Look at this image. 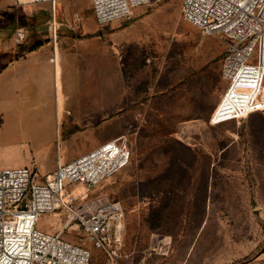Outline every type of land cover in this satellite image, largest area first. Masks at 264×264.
Listing matches in <instances>:
<instances>
[{
  "label": "rangeland",
  "instance_id": "obj_1",
  "mask_svg": "<svg viewBox=\"0 0 264 264\" xmlns=\"http://www.w3.org/2000/svg\"><path fill=\"white\" fill-rule=\"evenodd\" d=\"M30 5L0 0L2 62L11 47L18 59L42 44L27 36L17 41ZM182 5H142L103 27L91 8L68 32L57 27L56 41L50 26L58 56L62 44L67 52L69 80L80 70L76 78L86 84L71 95L64 115L57 108L58 122L52 97L54 121L39 131L23 134L20 124L4 123V111H18L20 103L0 90V168L29 167L34 181L43 182L59 159H72L73 143L90 135L124 137L129 144L132 158L120 173L93 190L80 184L66 190L75 204L103 195L124 208L125 233L114 257L93 248L76 227L62 235L84 239L91 264H264V89L246 109L223 101L228 40L184 20ZM87 89L91 100L107 101L100 123L73 122V105ZM235 112L242 116L230 120ZM212 116L222 123L211 124ZM56 218L45 215L40 227L58 233Z\"/></svg>",
  "mask_w": 264,
  "mask_h": 264
},
{
  "label": "built area",
  "instance_id": "obj_2",
  "mask_svg": "<svg viewBox=\"0 0 264 264\" xmlns=\"http://www.w3.org/2000/svg\"><path fill=\"white\" fill-rule=\"evenodd\" d=\"M21 4L57 0H17ZM98 25L132 16L134 9L162 0H91ZM184 20L208 35H222L228 45L222 76L228 86L225 97L250 107L264 89V0H183ZM58 24L52 19L56 41ZM25 38L17 32V41ZM56 60V56L52 61ZM242 115L235 112L230 120ZM211 124L221 119L211 117ZM132 151L124 137L106 141L70 161H58L53 173L35 182L29 167L0 168V264H91L92 252L81 242L62 235L75 227L93 248L116 256L125 233V211L121 202L94 195L80 203L67 198L66 190L80 184L96 189L103 181L124 170ZM54 213L58 233L40 228L45 215Z\"/></svg>",
  "mask_w": 264,
  "mask_h": 264
},
{
  "label": "crops",
  "instance_id": "obj_3",
  "mask_svg": "<svg viewBox=\"0 0 264 264\" xmlns=\"http://www.w3.org/2000/svg\"><path fill=\"white\" fill-rule=\"evenodd\" d=\"M86 1L57 0L54 9L48 2L30 3V13L27 15L29 23L26 28L20 30L24 31L29 42L32 40L40 41L41 46L26 51L18 59H16L12 47L3 53V62L0 60V69L3 70V85L0 84V90L3 88L5 92L12 93L20 103L18 111H4V123L20 124L21 127L18 129L20 133L29 134L33 130L39 131L40 125L53 123L55 114L53 113L52 97H54L56 111L58 108L61 110V116L64 115L65 111L68 110L67 105L72 98L71 95L77 92L79 86L86 84L84 77L76 78L78 75L84 74L80 70L72 72L74 80L71 83L65 68L67 52L61 43L58 56V48L52 42L50 31L53 17L61 32H68L73 29L78 18L88 13L91 8L93 10L91 4L86 5ZM66 40L68 39L66 38ZM54 56H56V60L52 61ZM55 64H57V69H55ZM89 90L86 99L83 97L82 102L73 105L74 110H71V113L75 117L74 123H100L107 117L108 104L106 99L104 101L101 99L91 100ZM56 91L59 93L57 96ZM53 92L54 96L52 95ZM82 107L87 108L79 111V108ZM56 113L58 122V111ZM9 129L11 130L12 127L9 126ZM108 140H111L108 135L102 136L99 133L90 135L78 143H73L72 147L70 145L72 148L71 160L97 148Z\"/></svg>",
  "mask_w": 264,
  "mask_h": 264
},
{
  "label": "trees",
  "instance_id": "obj_4",
  "mask_svg": "<svg viewBox=\"0 0 264 264\" xmlns=\"http://www.w3.org/2000/svg\"><path fill=\"white\" fill-rule=\"evenodd\" d=\"M36 46H37L36 44H35V45H33V46H32V48H31V50H33V49H34Z\"/></svg>",
  "mask_w": 264,
  "mask_h": 264
}]
</instances>
